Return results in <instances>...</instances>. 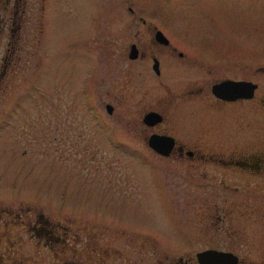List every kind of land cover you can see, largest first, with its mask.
Wrapping results in <instances>:
<instances>
[{"label": "rangeland", "instance_id": "rangeland-1", "mask_svg": "<svg viewBox=\"0 0 264 264\" xmlns=\"http://www.w3.org/2000/svg\"><path fill=\"white\" fill-rule=\"evenodd\" d=\"M21 3L25 35L30 38L38 35L36 20L42 25L39 49L34 47L27 67L37 62L38 66L44 63L45 69L40 73L38 68L37 87L22 90L16 113L0 124V209L11 210L18 202L33 201L50 218H56V213H81L73 216L91 222L96 217L113 226L150 231L151 243L155 236L162 242L179 244L181 238L172 233L175 228L165 221L172 209L160 204V193L153 192V184L159 183L161 177L152 164H159L171 191V206L191 234H185L187 243L209 242L205 229L216 226L202 219L199 212L215 206L212 201L217 205L227 202L222 196L231 194L212 185L185 184L179 166L182 163L173 157L138 156L129 154L127 149L137 151L146 147L144 136L151 130L141 121L146 107L156 106L161 99L166 102L161 106L166 116L158 124L161 127L174 125L169 118L187 105L185 101L179 104L176 96L186 79L196 72L171 59L179 45L192 49L196 43L211 41L200 45L210 50L208 45L215 48L223 44L224 51L243 52L249 78L260 62L264 68V0H21ZM99 6L101 10L95 15ZM127 6L147 22L142 24L138 17L132 18ZM151 22L170 37L171 43L159 46L148 39L152 35ZM130 40L136 41L145 52L150 47L162 54L166 76L160 88L146 71L145 60L128 59ZM232 59L237 61L236 56ZM82 99L94 100L91 107L97 110L95 122L89 117L88 105V109L82 106ZM106 102L112 105L110 112L104 109ZM110 127L116 128V133ZM204 141L210 146V139ZM211 164L197 163V180L216 175ZM252 185L250 182L245 190ZM237 196L236 191L231 198ZM102 230L109 233L108 227ZM171 254L193 255V252L182 248Z\"/></svg>", "mask_w": 264, "mask_h": 264}, {"label": "flooded vegetation", "instance_id": "flooded-vegetation-1", "mask_svg": "<svg viewBox=\"0 0 264 264\" xmlns=\"http://www.w3.org/2000/svg\"><path fill=\"white\" fill-rule=\"evenodd\" d=\"M127 8L132 18L138 17L142 24L147 22L143 16H136L131 7ZM100 10L99 6L95 15ZM24 15L21 0H0V124L16 113L21 91L36 88L37 78L45 69L44 63L38 66L37 62L27 67L34 55V47L39 49L42 25L36 20L38 35L26 36ZM156 30L161 31L166 41L164 37L156 36ZM148 39L159 46L171 43L170 37L155 24H152V35ZM208 42L196 43L193 50L179 45L171 58L196 72L186 79L176 96L179 104L185 101L187 105L169 118L174 125L158 126L166 117L161 109L166 102L162 99L156 106H145L141 121L145 128H151L144 136L146 147L127 150L138 156L173 157L182 163L179 166L185 184L193 187L212 185L231 194L222 196L227 202L217 205L212 201L215 206L199 212L202 219L216 226L205 229L210 236L209 242L203 245L187 243L185 234H191L171 206V191L164 179L163 168L152 164L161 177L159 183L153 184V192L160 193V204L172 209L165 221L175 228L172 233L177 239L181 238L179 244L165 243L155 236L151 243L150 231L113 226L96 217L91 218V222L73 216L81 213H56V218H50L35 202H18L15 209H0V264H200L197 253L203 251L211 253L208 258L213 260L208 264H264V68L260 62L249 78L243 52L224 51L223 44L215 48L208 45L210 50L200 45ZM148 48L145 52L136 41L130 40L126 55L131 62L145 60L146 71L152 75L154 85L160 88L166 76L164 58ZM233 56L237 61H233ZM38 68H41L40 73ZM218 83L224 85L214 86ZM81 102L85 109L89 107V117L95 122L97 110L91 107L94 100L85 102L82 99ZM171 103L170 100L168 104ZM106 104L111 111L112 105L106 102L104 107ZM147 112L154 114L144 118ZM110 130L116 133V128L110 127ZM151 135L168 136L171 143L156 149L149 144ZM204 139H210V146ZM203 161L213 163L211 169L216 175L197 180L196 166ZM250 182L253 185L245 190ZM236 191L239 196L231 198ZM231 220L236 221L232 223ZM97 223L99 225H95ZM100 226L108 227L109 233L103 232ZM182 248L193 255L171 254Z\"/></svg>", "mask_w": 264, "mask_h": 264}, {"label": "water", "instance_id": "water-1", "mask_svg": "<svg viewBox=\"0 0 264 264\" xmlns=\"http://www.w3.org/2000/svg\"><path fill=\"white\" fill-rule=\"evenodd\" d=\"M156 36H158L159 38L160 37H164V35L161 33V31L160 30H156ZM165 38V37H164ZM165 41H166V38L164 39ZM221 85L223 86L224 84L223 83H218V84H215L214 86H218V87H221ZM105 108H106V110L109 112L110 111V106H109V104H106V106H105ZM154 113L153 112H147L146 114H145V116H144V118H147V117H150L151 115H153ZM155 118H156V116H155ZM157 118H159V117H157ZM170 140H171V138L170 137H168V136H157V135H151L150 137H149V144L152 146V147H154V148H156V149H160V148H162L163 146H169L170 145ZM208 254H211V253H209V252H207V251H203V252H198L197 253V257H198V260H199V262H200V264H208V261H211V260H213V259H211V258H208ZM214 255H215V257H217L218 256V254L217 253H214ZM214 264H220V263H215L214 262Z\"/></svg>", "mask_w": 264, "mask_h": 264}]
</instances>
